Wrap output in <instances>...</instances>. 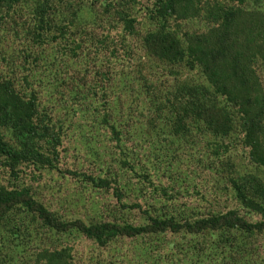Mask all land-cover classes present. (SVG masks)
I'll use <instances>...</instances> for the list:
<instances>
[{"label":"rangeland","instance_id":"1","mask_svg":"<svg viewBox=\"0 0 264 264\" xmlns=\"http://www.w3.org/2000/svg\"><path fill=\"white\" fill-rule=\"evenodd\" d=\"M110 1L114 0H83L82 21L72 25L64 10L56 13L40 40L31 31L30 0L0 21V75L21 94L34 91L60 134L54 168L21 165L15 179L0 166V185L27 186L63 218L86 223L144 225L150 217L165 215L193 221L229 209L239 210L250 221L261 220L260 213L239 205L223 168L228 160L240 172L264 175L250 162L240 134L218 137L197 122L189 124L187 134L172 130L167 97L180 81L203 78L198 69L170 65L146 52L142 37L154 27L148 17L154 0H135L127 7L125 13L131 9L135 18L132 34L125 33L114 7L107 5ZM213 1L238 6L237 0ZM259 3L264 5V0ZM172 24L180 33H201L210 27L199 16L172 19ZM254 67L264 97V66L257 61ZM0 134L14 143L1 122ZM221 142L227 148L216 156L213 149ZM88 176L106 177L109 187L93 186ZM239 234L238 245L228 249L215 248L218 232L191 236L168 231L121 237L106 246L75 231L51 234L44 241L21 232L8 240L26 255L41 244L66 249L71 264H264V232ZM14 261L39 264L34 257L16 256Z\"/></svg>","mask_w":264,"mask_h":264},{"label":"trees","instance_id":"2","mask_svg":"<svg viewBox=\"0 0 264 264\" xmlns=\"http://www.w3.org/2000/svg\"><path fill=\"white\" fill-rule=\"evenodd\" d=\"M23 1L0 0V21ZM30 1L31 9L27 13L32 34L37 40L43 38L53 16L62 10L69 15L71 25L82 21L79 13L83 0ZM260 1L237 0L238 6L224 7L218 1L210 0H154L148 12L154 27L142 37V44L149 55L162 62L190 70L198 69L202 75V81H180L175 85L171 97H167L174 118L171 122L173 132L187 134L190 131L189 124L195 122L204 124L207 130L222 138L238 132L250 162L258 170L264 171V97L254 67L257 61L264 66V5ZM132 2L135 0L107 3L114 7L127 34H132L135 21L130 8L125 13ZM198 16L203 17L210 26L201 33H180L171 25L172 19L188 20ZM0 122L4 123L14 138L12 143L0 134V166L10 178H18L21 165H31L37 170L55 167L56 145L60 142L57 122L41 106L34 91L28 95L21 94L9 79L1 75ZM110 130L119 141L116 128L111 125ZM222 148L226 149L227 145L218 143L213 153L219 155ZM223 168L239 205L248 211L260 213L261 220L250 221L239 210L229 209L193 221H181L165 215L150 217L144 225L116 220L86 223L81 219L63 218L37 199L27 186L8 188L0 185V228H3L0 234V242L3 241L0 243V250L3 251H0V261L13 264L18 256V259L34 257L39 264H71L67 260L66 249H50L41 244L32 254L20 252L8 238L21 236V232L44 241V237L50 240L51 234L75 231L100 246H106L121 237L155 236L168 231H182L191 236L218 232L220 237L215 248L235 247L238 245L236 240L242 235L239 233L264 232V175L240 172L228 160ZM115 178L112 179L119 184ZM88 179L97 188L105 185L109 187L106 177L88 176ZM161 189L167 195L166 190ZM117 191L121 193L120 188ZM122 206L127 207L124 204ZM178 250L179 253L181 248ZM181 256L186 260L184 254Z\"/></svg>","mask_w":264,"mask_h":264}]
</instances>
